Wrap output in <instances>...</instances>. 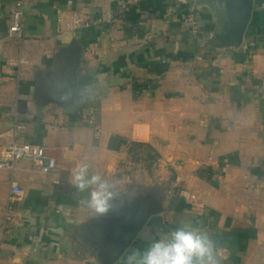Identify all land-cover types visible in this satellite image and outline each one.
<instances>
[{"label": "crops", "instance_id": "obj_1", "mask_svg": "<svg viewBox=\"0 0 264 264\" xmlns=\"http://www.w3.org/2000/svg\"><path fill=\"white\" fill-rule=\"evenodd\" d=\"M43 139L0 264H264V0H0V159Z\"/></svg>", "mask_w": 264, "mask_h": 264}, {"label": "built area", "instance_id": "obj_2", "mask_svg": "<svg viewBox=\"0 0 264 264\" xmlns=\"http://www.w3.org/2000/svg\"><path fill=\"white\" fill-rule=\"evenodd\" d=\"M24 10L18 12V17L15 22L11 24L10 29L18 36L22 37L25 27V22L23 19ZM117 20L116 17H99L93 18L90 15L82 17L78 11L73 13L70 20L74 28L87 26L92 23H114ZM193 22V30L197 35L199 30L202 28L204 23L195 21L191 17ZM60 24L63 26L64 22L60 17ZM32 59L20 55L18 58L19 64L32 63ZM89 123L94 129V135L99 137L101 134V127L95 115H91ZM54 141L50 139H43L39 143L29 142V141H15L12 144L6 146L2 153V158L0 159V169L7 166H14L19 160H27L29 162L31 169H40L45 173H53L58 171L59 163L56 156L49 153V149L54 146ZM25 196V189L19 183L17 179H12L10 192H9V208L11 209L18 201L22 200ZM9 215V214H8Z\"/></svg>", "mask_w": 264, "mask_h": 264}, {"label": "rangeland", "instance_id": "obj_3", "mask_svg": "<svg viewBox=\"0 0 264 264\" xmlns=\"http://www.w3.org/2000/svg\"><path fill=\"white\" fill-rule=\"evenodd\" d=\"M153 158H154V155L152 154V155L149 157V159H150V160H149V163H151V161H152ZM152 166H153V165H151V167H150L151 170H152Z\"/></svg>", "mask_w": 264, "mask_h": 264}]
</instances>
